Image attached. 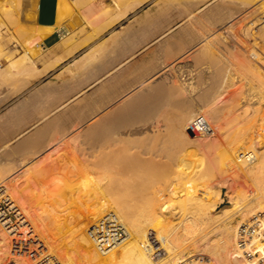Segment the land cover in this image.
<instances>
[{
    "label": "bare ground",
    "instance_id": "bare-ground-1",
    "mask_svg": "<svg viewBox=\"0 0 264 264\" xmlns=\"http://www.w3.org/2000/svg\"><path fill=\"white\" fill-rule=\"evenodd\" d=\"M203 1H199L200 4L204 3ZM258 1L260 0H252L253 3L241 2L240 5L235 2L240 8L233 2L235 5L232 7L238 9L231 16L226 12H234L232 7L229 8L230 12L227 10L225 14L221 13L227 17L220 18L215 26L218 24L221 32L228 30V33H232L228 27L229 21ZM250 11L248 16L254 20L253 28H256V31L249 33L248 38L254 34H258V37L255 36L256 39L263 37L264 2L255 7L253 12ZM195 20L197 18L194 13ZM204 38L206 34L199 37L201 40ZM263 39H260L261 47L264 45ZM229 45L232 47L231 43L225 46L229 48ZM258 46L257 51L261 48ZM213 47L208 45L201 49L209 50ZM259 53L260 58L257 59L256 55ZM248 55L251 58L247 59L246 65H243L246 67L241 69V73L232 75L225 67L216 69L215 74L213 71L214 75L211 74L213 82L208 89L201 87L202 69L197 70L199 72L198 76L196 75L197 89L192 90L187 82L192 75L184 77L183 83L179 86L177 84L176 96L179 94L184 100L182 104H178L196 106V111L192 114L183 115L181 112L182 115L178 119L180 128H185L190 119L205 110L217 111L218 108L223 112L221 107L224 106L223 103L230 106L229 109L225 106V109H228L225 114L218 115L220 123L215 124L218 125V134L214 143L206 145L207 147L217 145L215 157L218 160L214 161V170L200 168L201 166L196 164L200 158H192L185 170L182 168L183 164L180 165L172 158L174 152L168 153L172 156L170 158L169 155H165L162 146L158 147L155 143V146L144 149L142 147L143 150L135 149L134 156L129 155L133 153L131 146L132 152L129 153V147L124 146L125 148L121 149L118 144L130 141L131 145L129 136L132 134L130 135L128 131L127 135L124 134L126 126L131 123H142L145 127L154 124L160 127L164 121L167 123L172 119L150 121L146 117L139 120L118 117L121 119L114 118L116 123L112 124L113 126L117 124L115 125L117 129L114 126L115 132L112 128L111 132L109 131V123L112 121L108 122L106 119L108 128L104 124L106 129L102 128L97 134H93V130L92 134H84L85 131L78 133L80 136H76L77 142L74 141L66 149L65 155L63 154L65 156L63 162L66 159V163H70L69 167H65L64 175L67 180L71 179L73 185L65 187L64 192L61 191L67 198L60 203H50L51 209L44 212L47 215L42 221L38 218L40 212L35 214L36 208H33L36 203L39 204L40 199L32 200V215L26 207L19 206L21 210L19 215L22 216L17 223H12L11 220L0 223L2 229L0 243L8 246L16 256L29 254V257L35 259L39 257V260L36 259L37 264H259L261 259H264V145H261L259 136L264 132V113L261 115L264 103V51L256 52L254 48ZM32 68L34 70V66ZM238 75L241 87L234 88L236 83L234 81ZM179 95L177 98H180ZM166 102L165 100L163 103L166 105ZM153 108L157 107L153 105ZM163 115L165 118L164 113ZM102 125L101 122L100 126ZM129 127L131 128V125ZM187 127L186 134L190 137L202 136L193 133L190 126ZM215 128L212 126L214 135L217 133ZM132 133L134 134L133 131ZM123 136L129 139L125 140ZM160 143L161 141L158 145ZM184 147L187 148V144ZM207 147L205 149H208ZM140 154L146 155V158L144 156L142 159L143 156L140 157ZM88 155L93 156L95 161L88 160ZM63 164L65 166V163ZM139 170L144 171L143 175ZM135 171L139 176H130ZM63 178L66 179L64 176ZM214 180L217 185L223 184L222 182L230 184L226 193L232 209H226L217 216L212 213L216 204L214 201L221 196V190L211 184ZM0 187L2 198L9 197L10 200L16 201L6 185L0 183ZM200 189H205V194L201 192L202 195H199ZM55 197L57 199V195H50L49 199L47 195V200L51 201ZM73 198L77 199L75 204L70 203ZM73 206H76V209H72ZM61 212H65L63 216H59ZM235 216L248 222L245 223L247 227L240 225L242 221H237ZM248 228L252 229L251 233ZM244 229L248 232H244ZM212 235L217 240H213ZM240 236L245 241H240ZM256 255H259L260 259L255 258ZM252 256L254 258L250 260Z\"/></svg>",
    "mask_w": 264,
    "mask_h": 264
},
{
    "label": "crops",
    "instance_id": "crops-1",
    "mask_svg": "<svg viewBox=\"0 0 264 264\" xmlns=\"http://www.w3.org/2000/svg\"><path fill=\"white\" fill-rule=\"evenodd\" d=\"M199 1L36 0L37 51L18 48L0 65V169L17 172L30 161L35 172L53 167L78 133L97 134L107 120L115 132L112 124L121 118L178 120L194 111L176 96L181 75L191 77L194 52L201 50L194 11L216 1L230 7L229 0ZM211 12L197 19L208 24ZM130 125L124 134L131 136L154 126Z\"/></svg>",
    "mask_w": 264,
    "mask_h": 264
},
{
    "label": "rangeland",
    "instance_id": "rangeland-1",
    "mask_svg": "<svg viewBox=\"0 0 264 264\" xmlns=\"http://www.w3.org/2000/svg\"><path fill=\"white\" fill-rule=\"evenodd\" d=\"M229 1H230V7L224 6L223 2L221 4H219L220 1H216L214 3V5L211 6L210 9H206L209 7V6H207V7L203 8L199 11H194L196 18L201 17V15L206 16L208 11H210V12L212 11L209 14L211 19L207 18V21H210V22H208V24L200 23L201 20H199V19L194 21V31L195 32L197 31L199 33V34L197 33V35H195L194 37L195 38L197 37L198 42H200V43L204 42L201 44L202 46L200 45V49L205 48L208 45H209V47L210 46L211 47L214 46V47L211 48L212 51H211V49H209V50L201 49L199 52H194V73H191V75L193 76L190 78L191 80L188 79V81H187L188 84L191 86L192 90L197 89L196 84H197L198 78L196 77V75H197V72L199 71V69L203 70V80L201 81L202 82L201 84L203 86H201V87H203L204 89H208L211 86L210 84L213 82L212 76H211V74H213V71H215L214 72V74H215L216 69L225 67V68H228L230 70V74L236 75L238 73H241V69L243 67H246L243 65H246L247 59L251 58L250 55H248V54H251L252 50H254V48H255L256 52H261L262 50L264 51V45H262V47H261L262 40L260 42V39L264 38V36L263 37L260 36L261 38L259 37L260 39L257 38L258 39L257 40L255 36H257L258 34L257 35L254 34V36L251 35L252 33H255L256 28H253L254 20L248 16V15H250V12H251L250 10H252V12H253L255 7L257 8L260 3L264 2V0L258 1L257 2L258 4L254 3L249 8H245V9L243 8L244 9L243 12L239 16L232 18L228 23V27L230 28L232 33H228V30L223 31L224 32L223 33V32H221L222 30L218 27V24H217V26H215L216 21H218L220 18L227 17L226 15H223L221 13L226 12L227 10H229V8L232 9L234 7L233 5H235L236 3L241 4V2H247V3L249 1L252 2V0H244V1L243 0H229ZM233 2L234 3L236 2V3L234 4ZM35 3H36V0H0V65L4 64V62H9V60H13L15 58V56L20 53V51H18V48H23L25 50V52L30 51L32 53H35L37 51L36 46H35L36 42L34 40H32V31H33L32 22L34 20ZM237 4H236V6H238ZM238 7L240 8V6H238ZM236 9H238V8H236ZM236 9H234V12L232 11V13H227L228 12L227 11L226 14H229L228 16H231V14L233 15L235 13ZM229 12H230V10H229ZM246 15H247V18L249 17L248 19L246 18ZM243 16L246 18L245 20L243 19L244 18ZM216 27H217V29H216ZM212 28H214L215 30H212ZM249 33H251L250 34L251 36L249 35L250 37L248 38ZM202 34H206V38H204V40L199 39V37ZM254 38H255V40H254ZM218 42H220V43H218ZM256 42H258L257 45H256ZM229 43L232 44V47H230V45H229V48H227ZM253 44L256 46H253ZM220 45H221V47H220ZM225 45H227V46H225ZM257 46L261 47L263 49L258 48V51H257V48H256ZM217 47H218V49H217ZM259 49H261V51ZM250 51H251V53H250ZM210 55L212 58H210ZM248 56H249V58H248ZM257 57L260 58V53L258 55H256V58ZM26 58H28L27 55L23 59H26ZM243 61H244V63H243ZM184 77H186V76L184 74H182L180 77V80L182 82L178 81V84L183 83V79H185ZM232 77H234V76H232ZM236 77H237V79H236V81H234V82H236L234 88H236L238 86L241 87L240 76L238 75ZM186 78H188V77H186ZM225 100H227V99H225ZM222 105H224V106H221L222 110H224L223 112L218 110V108H217V111L216 110H212V111L205 110L204 112L200 113V114L204 115L208 119V121H210V123L212 124V126L214 128L216 127L215 128L216 132L218 131L217 128H218V125L220 123V119H219L218 115L225 114L226 113L225 111H228V109L230 107V106L229 107L226 106L225 103H223ZM225 106L228 109H225ZM263 107H264V103L261 107V115L264 113ZM194 111H196V106H194ZM194 111H192L189 114L194 113ZM195 117H193V118H195ZM193 118L188 121L189 124L188 125L186 124L187 126H190V123L193 120ZM218 120H219V122H218ZM171 122H173V124H171ZM167 123H165V121L163 122L164 128H162V124L160 125V127L155 126V125L152 127H149L146 130V133L144 134V136L146 138L143 135L134 136V137L129 136V138H131L130 139L131 145L129 144L130 141L129 142L125 141L122 144L121 143H118V144L120 145L121 149H123L125 147L130 148V146H131L133 153L132 154L130 153L131 148L128 152L130 153L129 155H133L134 152H136V150H143L146 147L153 146L155 143L158 147L161 145L162 147L161 146L160 147L165 150L164 151L165 155H169L170 158L172 156H170L171 154H168V153L174 152L173 153L174 155L172 154L174 157H172V158L175 161H177L178 163H180V165L183 164L182 168H184L185 170L188 168L189 162L192 158H194V159L200 158L201 161L199 160L198 162H196V164L198 166H201L200 168L207 167L208 170H214L215 169L214 163L218 160L215 157L217 155L216 154V150H217L216 146L217 145L215 146V144H214L211 147H207L206 145L208 143H214V140L216 139L218 132L215 135L213 134L212 136H199V137L192 138L188 134H186V133H188V132H186L188 129L187 126L185 128H180L178 126V120H172V121L167 122ZM169 123H170V125H169ZM215 124H218V125H215ZM175 129H176V131H174ZM160 132L164 135H162ZM155 134H157V135H155ZM158 135L162 139H160L158 137ZM173 135H176L175 136L176 138L173 137ZM183 135H185V136H183ZM156 136H157V138H156ZM259 136H260V140L262 142L261 145H264V137H263L264 132H261ZM129 138L127 136H126V138H125V136H123V139H125V140L126 139L128 140ZM179 140H181V141H179ZM184 140H186L185 142L188 141V143H185ZM154 141H156V142H154ZM160 141H161V143L158 145V142H160ZM170 142H172V143H170ZM125 143H126V145H125ZM163 143H164V145H163ZM180 143H181V145H179ZM128 144H129V146H128ZM185 144H187V148L184 147ZM119 145H116V146L119 147ZM138 147H140V148H138ZM142 147H143V149H142ZM206 147L208 149H205ZM211 148H213V149L211 150ZM208 150H210V151H208ZM177 153H178V155H177ZM180 153L183 155H181ZM61 154H62V156H61ZM61 154L55 158V160L53 162V164H54L53 167H47V168L43 167L40 170H38L37 172L32 170V161H30L26 167H23L22 169L18 170L17 172H16L17 169H15V168L0 169V183H2L3 185H6L8 187L10 195H12L14 197V199H16V201H14V202L17 204L18 203L21 204V205L18 204V206L26 207L32 215V200L36 199V198L40 199V200L37 199L39 202L38 205H37V203L35 205L33 204L34 205L33 208L34 209L36 208L35 209L36 211H34L35 214H38L40 212V214H38L39 215L38 218H40L41 221L45 219V216L47 215L45 213L47 212V210L51 209L49 207L50 203L56 204V203H60L63 199H66L67 195H63L64 193L62 194L61 191H63V190L65 191L66 190L65 187L73 186L72 182H70L71 179H70V181L67 180L68 178H66V176L64 175L65 174L64 171L66 170L65 167H69L70 163H68V162L66 163V161H67L66 159L63 162L64 157H65L64 156L65 152H63ZM135 155H136V153H135ZM185 155H186V157H185ZM142 156L143 155L140 154V157H142ZM144 156L146 158V155H144ZM144 156L142 159H144ZM176 158H177V160H176ZM212 158H216V159H212ZM87 159L92 161V162L95 161L94 160L95 158L93 156L88 155ZM63 163H65V166ZM140 172L143 175L144 171H140ZM61 174H62V176H61ZM131 175H132V177H133V175L139 176L138 172L136 173V171L132 172L130 174V176ZM3 176H5L7 178L4 179ZM63 176L66 178L65 180H64ZM62 178H63V180H62ZM65 181H68L69 183H67ZM215 181L216 180L212 181L213 183L211 182V184H213L216 189L221 190V196L218 199H216L217 202H216V200L214 201L216 204H215L214 211L212 213V215L217 216V215L222 214L221 212L225 211L226 209L231 210L232 208H231L230 200H229L227 193H226V191L228 192V190H229L230 184H228L227 182H225V183L222 182L223 184L219 183L220 185H217V182L214 183ZM40 182H42V184H40ZM60 186H61V188H60ZM218 186H220V188ZM62 188H64V189H62ZM204 190L205 189H200L198 191V194L199 195H202V193L205 194ZM250 192H252V191L250 190ZM41 195H43V196H41ZM47 195L49 196V199H50V195H57V199L55 197L54 199H56V200L51 199V201H49V200H47L48 199ZM119 195H121V194H119ZM122 195H124V194H122ZM44 198H46L45 201H44ZM76 200H75V198H73V200H71L72 202H70V203L75 204ZM72 209H76V206H73ZM64 213L65 212L59 213V216H63ZM43 216H44V218H43ZM35 217H37V215ZM235 217L237 218V221H240V222L242 221L240 223V225L245 226V228L247 227L245 223H248V222H245L242 219L239 220V217H237V216H235ZM31 221H32V218H31ZM248 230H250L249 233H251L252 229L248 228ZM248 230L246 231V229H244V232L247 233ZM1 231H2V229L0 228V232ZM211 238L213 240H217V238L213 235L211 236ZM242 238L243 237L240 236V241H242V242L245 241V239H242ZM4 254H6V255L4 256ZM253 258L254 257L252 256L249 259L251 260ZM255 258L260 259V256L256 255ZM36 259L39 260V257ZM36 259L34 257H29V254L16 256L13 252H11V250L9 249L8 246L0 243V264H30L31 262L33 264H35V262H36V264H37L38 260H36ZM206 261H208V260H206Z\"/></svg>",
    "mask_w": 264,
    "mask_h": 264
},
{
    "label": "built area",
    "instance_id": "built-area-1",
    "mask_svg": "<svg viewBox=\"0 0 264 264\" xmlns=\"http://www.w3.org/2000/svg\"><path fill=\"white\" fill-rule=\"evenodd\" d=\"M63 33V31L61 32ZM190 130L193 133H197L202 136H212L213 129L212 124L208 119L198 114L190 123ZM2 187H0L1 190ZM21 210L19 206L13 200H10L9 197L2 198L0 195V223L7 220H11L12 223H17L18 219L22 216L19 215ZM14 253V252H13ZM264 259H261L259 264H264ZM32 264V262L30 263Z\"/></svg>",
    "mask_w": 264,
    "mask_h": 264
}]
</instances>
